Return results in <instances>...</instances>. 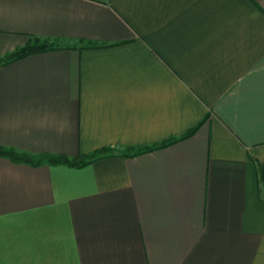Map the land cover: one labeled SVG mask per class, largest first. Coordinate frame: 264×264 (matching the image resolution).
<instances>
[{
    "label": "crops",
    "instance_id": "crops-1",
    "mask_svg": "<svg viewBox=\"0 0 264 264\" xmlns=\"http://www.w3.org/2000/svg\"><path fill=\"white\" fill-rule=\"evenodd\" d=\"M33 37L0 145L96 159L0 157V264H264V0H0V58Z\"/></svg>",
    "mask_w": 264,
    "mask_h": 264
},
{
    "label": "trees",
    "instance_id": "trees-1",
    "mask_svg": "<svg viewBox=\"0 0 264 264\" xmlns=\"http://www.w3.org/2000/svg\"><path fill=\"white\" fill-rule=\"evenodd\" d=\"M60 47L61 46L59 45V43H57L55 40L39 39L37 37H33L30 38L29 41L23 47H20L14 50L13 52L8 53L2 58H0V65L14 61L25 55L44 52L50 49H55ZM193 131L194 129L189 131L187 134L183 135L179 139L191 135ZM176 140L178 139H172L165 143L150 148H145L143 150H139L137 153L149 151L156 148H161L175 142ZM0 157H5L13 162L25 163L31 166H36L43 162H46L49 165L63 164L69 167H76V168L86 165L89 162L96 159L95 155L93 154H89V155L79 154L71 158L64 156H52V155L33 156V155H28L26 153L17 152L11 148H7L1 145H0ZM258 177L264 190V168L262 166L259 167Z\"/></svg>",
    "mask_w": 264,
    "mask_h": 264
}]
</instances>
